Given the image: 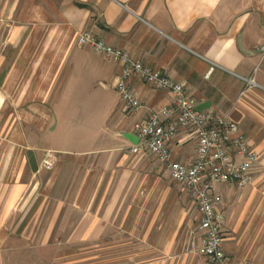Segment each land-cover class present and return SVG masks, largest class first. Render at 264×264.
<instances>
[{
	"label": "crops",
	"instance_id": "0c3cea01",
	"mask_svg": "<svg viewBox=\"0 0 264 264\" xmlns=\"http://www.w3.org/2000/svg\"><path fill=\"white\" fill-rule=\"evenodd\" d=\"M85 30L246 134L251 184L215 189L229 264H264V0H0V264H213L194 201L158 159L129 151L133 120L163 119L169 92L131 79L141 109L127 115L118 65L77 45ZM169 147L193 161L191 131Z\"/></svg>",
	"mask_w": 264,
	"mask_h": 264
},
{
	"label": "built area",
	"instance_id": "2783aa9c",
	"mask_svg": "<svg viewBox=\"0 0 264 264\" xmlns=\"http://www.w3.org/2000/svg\"><path fill=\"white\" fill-rule=\"evenodd\" d=\"M77 45L88 46L118 65L115 89L127 115L138 116L141 109L140 100L130 87L131 79H140L153 88L169 92L171 99L161 109L163 119L154 113L133 120L131 128L138 142L129 151L133 154L148 152L163 164L170 179L196 204L199 253L213 264H229L224 251L222 199L215 188L224 182H232L241 189L251 184L259 154L250 146L246 134L226 117L210 110H198L196 98L188 93L182 82L97 38L91 31L80 32ZM246 82L242 93L255 85L253 78ZM181 130L191 131L195 138V156L190 164L175 160L170 151L171 141ZM42 166L52 168L51 155L43 159Z\"/></svg>",
	"mask_w": 264,
	"mask_h": 264
},
{
	"label": "rangeland",
	"instance_id": "374dc122",
	"mask_svg": "<svg viewBox=\"0 0 264 264\" xmlns=\"http://www.w3.org/2000/svg\"><path fill=\"white\" fill-rule=\"evenodd\" d=\"M169 179H170V177H169ZM170 181H171V183H172L173 185H178L177 183H175V182L172 181L171 179H170Z\"/></svg>",
	"mask_w": 264,
	"mask_h": 264
},
{
	"label": "water",
	"instance_id": "95a60500",
	"mask_svg": "<svg viewBox=\"0 0 264 264\" xmlns=\"http://www.w3.org/2000/svg\"><path fill=\"white\" fill-rule=\"evenodd\" d=\"M133 135L135 136L136 143H137V142H138V138H137V136H136L135 134H133ZM136 143H135V144H136Z\"/></svg>",
	"mask_w": 264,
	"mask_h": 264
}]
</instances>
